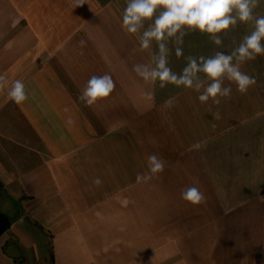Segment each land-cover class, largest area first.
<instances>
[{"label":"crops","instance_id":"1","mask_svg":"<svg viewBox=\"0 0 264 264\" xmlns=\"http://www.w3.org/2000/svg\"><path fill=\"white\" fill-rule=\"evenodd\" d=\"M125 7L0 0V212L10 222L0 264H264V55L241 66L256 79L246 94L233 84L220 105H202L133 72L156 48L140 51L122 30ZM253 28L238 23L219 48L190 32L184 55L230 53ZM169 62L177 73L185 64L174 49ZM105 73L114 91L85 107L82 88ZM15 80L28 96L20 105L8 96ZM153 154L164 171L146 178ZM188 186L205 201L182 200Z\"/></svg>","mask_w":264,"mask_h":264},{"label":"clouds","instance_id":"2","mask_svg":"<svg viewBox=\"0 0 264 264\" xmlns=\"http://www.w3.org/2000/svg\"><path fill=\"white\" fill-rule=\"evenodd\" d=\"M83 2L84 0H77V4ZM259 2L260 0H126L122 30L138 38L140 51H151L154 44L156 48L149 62L133 65V72L146 84L158 82L161 89L171 84L192 90L198 93L197 99L202 105H207L209 101L212 105H220L223 99L231 97L233 84L236 91L246 94L256 84V79L242 72L241 66L264 55V15L254 14ZM249 22L254 25L253 30L230 53L216 51L210 56L184 55V37L188 33L207 35L219 48L223 46V35L238 23ZM83 43L81 41L82 45ZM173 49L175 57L185 61L179 73L170 67L169 56ZM6 84V78L0 75V89L6 87ZM115 87L110 74L92 75L78 99L85 107H92L97 101L109 97ZM8 96L16 105L24 103L28 99L24 83L15 80ZM173 103L172 99L165 101L166 107H172ZM214 119H220L219 111L214 113ZM68 123H72L71 119ZM147 160L146 178L158 177L164 171L163 161L155 154L149 155ZM94 183L99 185L101 181L96 178ZM181 199L196 206L205 201V196L198 187L188 186L181 191ZM260 199L264 200V196Z\"/></svg>","mask_w":264,"mask_h":264},{"label":"trees","instance_id":"3","mask_svg":"<svg viewBox=\"0 0 264 264\" xmlns=\"http://www.w3.org/2000/svg\"><path fill=\"white\" fill-rule=\"evenodd\" d=\"M9 225L10 222L7 216L0 212V235L3 234L9 228Z\"/></svg>","mask_w":264,"mask_h":264}]
</instances>
